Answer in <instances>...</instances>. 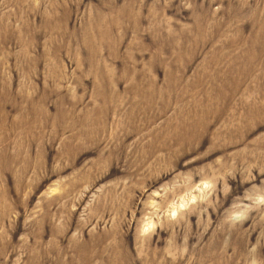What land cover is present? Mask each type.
<instances>
[{
	"label": "rangeland",
	"instance_id": "1",
	"mask_svg": "<svg viewBox=\"0 0 264 264\" xmlns=\"http://www.w3.org/2000/svg\"><path fill=\"white\" fill-rule=\"evenodd\" d=\"M0 264H264V0H0Z\"/></svg>",
	"mask_w": 264,
	"mask_h": 264
}]
</instances>
